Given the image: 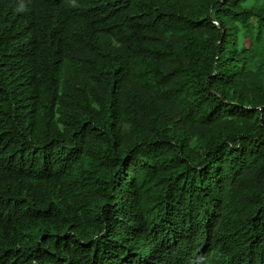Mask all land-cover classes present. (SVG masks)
<instances>
[{"label":"trees","instance_id":"1","mask_svg":"<svg viewBox=\"0 0 264 264\" xmlns=\"http://www.w3.org/2000/svg\"><path fill=\"white\" fill-rule=\"evenodd\" d=\"M0 264H264V0H0Z\"/></svg>","mask_w":264,"mask_h":264}]
</instances>
